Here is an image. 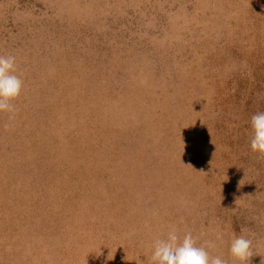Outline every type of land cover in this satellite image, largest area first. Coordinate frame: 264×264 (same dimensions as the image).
Listing matches in <instances>:
<instances>
[{
  "label": "rangeland",
  "instance_id": "obj_1",
  "mask_svg": "<svg viewBox=\"0 0 264 264\" xmlns=\"http://www.w3.org/2000/svg\"><path fill=\"white\" fill-rule=\"evenodd\" d=\"M0 55V264H154L172 229L264 264V0H0Z\"/></svg>",
  "mask_w": 264,
  "mask_h": 264
},
{
  "label": "clouds",
  "instance_id": "obj_2",
  "mask_svg": "<svg viewBox=\"0 0 264 264\" xmlns=\"http://www.w3.org/2000/svg\"><path fill=\"white\" fill-rule=\"evenodd\" d=\"M23 91V80L17 74L16 57L0 55V113H9L13 119L17 111V101ZM251 149L264 155V112L251 117ZM219 239V237H218ZM213 243L207 245L214 247ZM154 264H228L222 256H210L205 246H197L191 232L181 239L175 229L167 233L166 238L158 239L153 245ZM230 255L238 264H250L253 257L252 240L244 235H234L230 244Z\"/></svg>",
  "mask_w": 264,
  "mask_h": 264
}]
</instances>
